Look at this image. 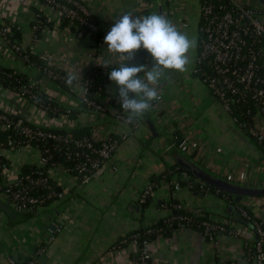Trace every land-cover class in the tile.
<instances>
[{
    "label": "crops",
    "instance_id": "obj_1",
    "mask_svg": "<svg viewBox=\"0 0 264 264\" xmlns=\"http://www.w3.org/2000/svg\"><path fill=\"white\" fill-rule=\"evenodd\" d=\"M82 1L108 30L122 13L138 16L139 0ZM39 8L35 0H0V22L18 27L23 48L28 47L39 55L46 54L48 62L56 67L69 72L75 69L79 77L88 63L120 64L119 57L110 54L106 48L96 50L88 34L64 35L50 30L40 41H34L31 21L35 9ZM152 13L150 10L149 14ZM196 20L197 16L189 20L188 29L183 31L190 39H195ZM197 49L196 43L190 50L186 72L165 70L158 84V101L152 103L148 112L153 127L141 122L137 129H132L110 112L115 86L107 85L105 93L99 97L102 111L89 110L82 104L78 84L70 87L72 91L60 90L39 69L5 49L0 37V62L28 73L33 80L42 83L58 104L71 109L72 115L60 114L52 118L0 86L2 109L39 125L59 129L86 126L98 138L108 134H128L116 147L108 165L85 183L79 184L62 167L51 170L50 177L65 191L63 198L53 200L46 207L27 210V217L21 222L10 221L0 213V264H8L9 257L31 256L51 233H54V239L37 264H132L133 245L128 244L116 252L110 249L128 233L156 223L166 214L158 204L171 200L183 203L195 215L208 214V217L232 222L239 237L234 239L221 234L214 243L202 230L180 226L171 236L158 235L153 239L155 259L164 264H224L230 260L251 264L246 260L247 252L242 242L254 238L253 231L223 214L228 203L223 197L216 191L204 193L185 186L175 190L170 185L177 174L164 179L163 173L176 162L177 155H182L225 181L248 187L264 185V178L260 179L264 163L250 139L234 127L229 114L213 100L203 81L192 71ZM152 63L149 55L142 65L151 67ZM177 135L187 137L189 154H182L174 145ZM4 155L12 165V169L4 174L7 180L16 177L13 167L36 165L39 161V151L30 146L5 149ZM159 175V185L153 190L152 200L147 205L141 204L140 193ZM195 192L202 195H195ZM246 197L254 202V215L264 219V197L244 196L243 199Z\"/></svg>",
    "mask_w": 264,
    "mask_h": 264
},
{
    "label": "built area",
    "instance_id": "obj_2",
    "mask_svg": "<svg viewBox=\"0 0 264 264\" xmlns=\"http://www.w3.org/2000/svg\"><path fill=\"white\" fill-rule=\"evenodd\" d=\"M35 1L39 4V9L54 23L52 28L43 27V36L48 31L54 30L64 35L72 33L88 34L93 38L92 33L102 30L98 39L94 41V46L96 50L100 51L107 47L104 43V36L109 31L107 26L102 22L97 24L91 19V11L84 2H81L82 0ZM166 1L168 20L181 32L186 31L188 29L187 22L197 16L198 22L200 21L198 24L199 37L196 41L198 49L192 71L203 81L213 100L219 103L223 110L229 114L234 127L250 139L259 154L260 160L264 163V75L261 74V71L264 70V0H190L189 4L185 0ZM146 7H148V4L144 0H139L138 16H146L142 12ZM34 19L35 13H33L32 20ZM63 19H67L69 22L61 25ZM72 22L81 29L71 31ZM15 28L18 29L12 23L0 22V37L5 49L21 58L20 45L15 39L11 40L14 36ZM35 29H37L36 24L32 26L34 39L37 37L34 34ZM41 38H36L35 41H40ZM38 57L41 64L39 66L41 67L39 68L41 69L40 71L51 81L59 83L70 73L63 67H56L49 63L46 54H40ZM88 64H86L80 75L79 81L73 84L76 83L80 86L81 100L86 108L92 111H102L104 108L99 102V97L102 95V86L98 85L92 90L90 89V83L93 79L82 80L89 70ZM91 64L92 67L101 65L94 62ZM142 64L143 62L140 65ZM29 66L38 69L33 64ZM102 71H105V69H102ZM140 74L144 76V73ZM29 82L28 84L23 83L7 89L16 93L20 99L31 102L39 111L48 114L40 96L44 95L48 98L54 96L39 81L30 78ZM110 84L115 86L113 83ZM106 85L105 87H107ZM67 90L72 91V88L68 87ZM157 101L158 99L155 100V102ZM111 102L112 109L110 112L116 118L129 125L132 129H137L141 125L140 119L131 123L126 121L127 113L123 110H118L116 107L120 103L114 98V93L111 96ZM0 110L9 112L1 107ZM52 110L54 111V109ZM61 115L71 116L72 111L65 108ZM51 117L54 118V116ZM9 129L16 132L20 131L26 136V141H38L41 145V147L37 145L30 146L39 151L38 164H32L34 165L33 171L21 175L23 164L13 167L17 172L13 180L4 178L6 171L12 169L9 158L4 155V150L20 149L25 144L14 143L12 139H8L7 147L0 145V156L5 159L0 162L2 172L0 176V198L10 201L18 210L32 209L41 206L47 201L64 197L65 191L61 188L60 183L50 177L51 170L62 167L79 184L85 183L101 168L108 165L118 144L128 137L127 133H119L108 134L100 138L95 137L93 134L92 137L74 138L70 133H55L41 127L33 129L28 126H22V120L11 122L6 120L4 114L0 113V132ZM187 143V137L182 136L174 145L182 154H189L190 152L186 150ZM27 146L29 147V145ZM52 149L62 151L67 160H72V163L67 166L58 163L45 168L52 156ZM112 169L116 170V167L113 166ZM174 174H177V176L171 182V185L175 190L182 186L180 181H186L185 187L188 189L195 182L198 183L200 188H203L205 184L197 177L192 180L186 170ZM260 186L264 185L260 184L254 187ZM40 188H43L45 192H37ZM153 190L154 184L149 182L140 193L139 202L141 204L145 203L147 197L152 196ZM160 206L165 211L168 209L164 203ZM174 207L177 209L187 208L181 202L176 203ZM253 208L254 202L252 198L246 197L240 201L238 212L244 219H252L255 226L253 234L256 237L242 243L244 249L245 247L253 249L252 257L247 254L246 260L251 264H264V219L255 216L252 212ZM177 218L184 222L181 226H195L197 229H201L205 236L214 243L217 242L221 234L230 235L234 239L239 237V232L232 222H226L214 217L203 218L198 222H193L188 215H180ZM59 229L60 226L56 227V231H59ZM53 239L54 233H51L47 240L36 249L33 260L29 264H35L37 256L40 255L39 257H41L43 255L47 245ZM128 244L135 247V257L131 259L132 264H164L154 257L153 239L143 238L139 232L121 237L110 250L116 252ZM16 260L15 257H9L8 264H15ZM224 264L241 263L236 260H230Z\"/></svg>",
    "mask_w": 264,
    "mask_h": 264
},
{
    "label": "trees",
    "instance_id": "obj_3",
    "mask_svg": "<svg viewBox=\"0 0 264 264\" xmlns=\"http://www.w3.org/2000/svg\"><path fill=\"white\" fill-rule=\"evenodd\" d=\"M83 3V1H81ZM144 2H146L148 4V7L144 8L142 10V12L145 15H150V10H155V14H159L160 10L166 14V18L168 19V11H167V1L166 0H144ZM85 4V3H84ZM35 19L31 21V25H37V29L34 30V34L37 36L36 38H41L43 36V27L47 26L49 28L53 27V22L50 21L47 17V15L41 10V9H35ZM62 19V17H61ZM91 19L95 22V23H100V21H98L94 16H92L91 14ZM67 22H69V20L67 21V19H63L62 24H66ZM200 21L198 22V20L195 21V36L198 39L199 37V24ZM102 28V27H100ZM81 29L79 26H76L74 22L71 23L70 26V30L71 31H76ZM102 33V30H99V32H94L92 33V40L96 41V39H98V37L100 36V34ZM36 38L34 39V41L36 40ZM16 40L17 43L20 45V56L21 58H23L24 62L28 65L33 64L35 66L39 68L41 64L39 61V55L32 51L30 48H23L21 47V37H20V32L19 29H14V36L11 38V40ZM144 61V60H143ZM142 61V62H143ZM141 62V63H142ZM141 63H139L138 65H140ZM119 65H110V66H99V67H92V64L89 63L88 67L89 70L87 71L86 75L84 76V78H82L83 81H86L87 78H92L93 81H91L90 83V89H95L98 85L102 86V94L105 93V85L112 83L111 81H109L108 79V75L107 73L110 72L112 70L113 67H118ZM102 69H105V71H102ZM41 70V69H39ZM261 74L264 75V70L261 71ZM31 78V76L26 73V72H22V71H18L16 69H13L10 66L4 65L0 62V86H2L3 88H12L13 86H18L19 84H28L29 79ZM66 79V78H65ZM65 79L58 84L57 87L60 90H67L69 86H67L65 84ZM106 85V86H107ZM41 102L44 103V107L46 108V110L48 111V115L50 116H54V117H58L61 113H63L65 111V108L63 106H61L60 104H58V102L54 99V97H45L44 95H41ZM31 103V102H30ZM38 103V102H37ZM83 106H85L84 103H82ZM37 106V105H36ZM116 107L118 108V110H122L121 106L119 104L116 105ZM54 109V111L52 110ZM0 113L5 115L6 120L11 121V122H15L17 120H22V126H28L30 128H37V127H41L45 130H49V131H53L55 133H70L73 135L74 138H83V137H92V132L91 130L86 127V126H78V127H73L71 129H59V128H55V127H50V126H41V125H37L34 124L33 122H31L29 119H26L16 113H11V112H2L0 110ZM141 122H143L145 125H147V123L144 120V117L140 119ZM181 136L177 135V140L175 142H178L180 140ZM8 139H12L14 143H22L25 144V146L29 145V146H35L37 145L38 147H41L40 142L38 141H26V136L22 133L16 132L12 129L9 130H5V131H1L0 132V145L7 147V140ZM52 146V144H51ZM51 157L49 162L46 164L45 168H47L50 165H55L58 163H62L65 166H67L68 164L72 163V160H67V158L63 155L62 151H58L56 149H52L51 150ZM5 159L3 157L0 156V162L4 161ZM34 169V165L31 164H23L22 168H21V175L22 174H27L30 173L31 171H33ZM185 169L182 168L181 166H179L177 164V162H174L172 165H170L166 172H164V179L167 180L170 178L171 175H173L174 173H177L179 171H184ZM187 173L191 176V179L193 180L194 178H196V176H194L192 173L188 172ZM2 175L1 169H0V176ZM160 175L156 178H153L152 181H150V183L154 184V189L159 185V178ZM166 177V178H165ZM180 184L182 186H185L187 183L186 181H180ZM170 187H172V185H170ZM192 191H201L204 193L207 192H217V195L223 197L225 199V201H227V205L229 204H233V198H234V194L228 191H223L220 189L215 188L214 186L208 185V184H204L203 188H200L198 183H194L190 186L189 188ZM37 192L39 193H43L45 192V190L43 188H40L37 190ZM152 200V197L148 196L147 199L145 200V203H143L144 205H147L150 201ZM51 201H47L45 203H43L41 206L39 207H46L48 206V204ZM179 201H166L164 202V204L166 205V208H168L166 210V214L159 218L157 220L156 223H154L153 225H151L150 227H142L139 229H136L135 231L131 232H139L140 235L143 238H148V239H155L158 235L160 236H164V237H168L171 236L173 230L179 228L181 226V224H183L184 222L181 221L180 219H178L177 217L180 215H188L192 218L193 222H198L203 218H208V214H204V215H195L193 213V211L191 209L188 208H183V209H177L174 207V205L176 203H178ZM163 204V202H162ZM161 203L158 204V207L160 206ZM235 209L238 210V207L240 206V202L234 204ZM38 208V207H35ZM32 208V209H35ZM29 210V209H26ZM254 217V216H253ZM249 221L254 229L255 226L253 224L252 219L251 220H247ZM195 226L191 227L194 228ZM196 228V227H195ZM197 229V228H196ZM150 230V231H148ZM201 230V229H200ZM128 233L127 235L131 234ZM39 247V246H38ZM36 251V250H35ZM245 251L247 252V254L249 256L252 257L253 255V249H251V247H245ZM33 255L31 256H26V257H22V258H16V262L15 264H29V262L31 260H33ZM40 255L37 256V259L35 261V264H37L38 259Z\"/></svg>",
    "mask_w": 264,
    "mask_h": 264
},
{
    "label": "clouds",
    "instance_id": "obj_4",
    "mask_svg": "<svg viewBox=\"0 0 264 264\" xmlns=\"http://www.w3.org/2000/svg\"><path fill=\"white\" fill-rule=\"evenodd\" d=\"M106 49L118 56L120 64L107 73L115 86L114 98L127 113L126 121L141 119L158 99V84L165 70L186 72L190 50L196 46L195 39L177 29L162 14L136 16L130 12L115 18L113 26L104 36ZM146 50L152 58V66H126L139 50ZM111 65L108 62L102 64ZM140 73H144L141 78ZM79 81L78 72L73 69L66 79L69 87ZM130 94L131 97H130Z\"/></svg>",
    "mask_w": 264,
    "mask_h": 264
},
{
    "label": "water",
    "instance_id": "obj_5",
    "mask_svg": "<svg viewBox=\"0 0 264 264\" xmlns=\"http://www.w3.org/2000/svg\"><path fill=\"white\" fill-rule=\"evenodd\" d=\"M159 14H162L166 17V14L163 13L161 10ZM149 54L147 53L146 50H139L136 52L134 55L133 59L130 61H126V66H136L139 63H141L143 60H145ZM132 94H130L131 97ZM144 120L147 123L149 127H153L151 118L149 117V114L146 113L144 116ZM176 162L179 166L184 168L186 171L192 173L194 176L199 178L201 181L204 183L214 186L217 189L223 190V191H228L234 194L233 198V204H229L225 208V212L223 214H228L232 219L235 221H238L247 227H249L253 232L255 231L253 225L244 219L241 214L238 212V210L235 209L234 204L239 203L244 196H264V186L260 187H248V186H242V185H237L234 183H229L228 181H225L223 179H220L203 169H201L199 166L196 164L188 161L186 158H184L182 155H177L176 156ZM195 195H202V193L195 192ZM0 213H2L4 216H6L10 221H16V222H21L23 217H27V210H18L16 209L10 201L5 200L3 198H0ZM256 238V237H255Z\"/></svg>",
    "mask_w": 264,
    "mask_h": 264
},
{
    "label": "rangeland",
    "instance_id": "obj_6",
    "mask_svg": "<svg viewBox=\"0 0 264 264\" xmlns=\"http://www.w3.org/2000/svg\"><path fill=\"white\" fill-rule=\"evenodd\" d=\"M195 6H196V5H195ZM152 12H153L152 14H155V10H152ZM194 38H195V41H197L196 36H195ZM13 162L16 163L15 160H14ZM263 178H264V173H261V174H260V179L262 180ZM228 182H229V181H228ZM229 183H231V182H229Z\"/></svg>",
    "mask_w": 264,
    "mask_h": 264
}]
</instances>
